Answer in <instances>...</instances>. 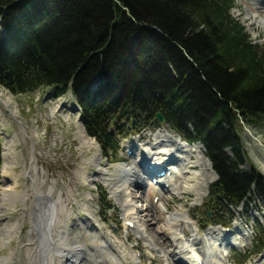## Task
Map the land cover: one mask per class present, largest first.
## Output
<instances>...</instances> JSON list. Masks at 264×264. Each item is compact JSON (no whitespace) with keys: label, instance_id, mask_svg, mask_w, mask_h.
Returning a JSON list of instances; mask_svg holds the SVG:
<instances>
[{"label":"trees","instance_id":"obj_1","mask_svg":"<svg viewBox=\"0 0 264 264\" xmlns=\"http://www.w3.org/2000/svg\"><path fill=\"white\" fill-rule=\"evenodd\" d=\"M232 9L234 0H0V88L71 93L104 159L143 129L166 126L200 143L216 175L208 197L219 216L208 222L205 213L202 229L226 227L230 209L251 195L264 203V178L240 169L238 136L242 122H264V50ZM259 226L256 254L264 252Z\"/></svg>","mask_w":264,"mask_h":264},{"label":"rangeland","instance_id":"obj_2","mask_svg":"<svg viewBox=\"0 0 264 264\" xmlns=\"http://www.w3.org/2000/svg\"><path fill=\"white\" fill-rule=\"evenodd\" d=\"M256 8L258 7L254 1L234 0V9L231 14L242 22L251 38L256 41L261 50H264V26L257 25L250 20V15ZM257 17L263 18L264 16ZM98 83L96 78L91 84L97 85ZM0 91L4 98L11 99L9 109H5L0 102L1 154H3V149L6 152L7 147L12 150L9 154L7 153L6 160L4 161V158L2 160L0 189L6 177L8 180L16 181V189L22 194L21 200L15 203L14 209L7 207L6 211H0L2 220L8 218L10 223L17 220L21 226L16 239L12 241L15 257V250L21 246L19 243L30 228L25 218H28L35 205L33 190L30 188V182L33 180L39 192H45L50 187L59 191L54 200L57 201L59 196L58 204L69 206L72 211L69 219L66 220L64 218L66 209L62 211L61 206L58 205V217L60 221L65 219L66 221H63L68 227L74 222L79 224L78 237L80 242L82 241L81 249L84 248L92 262L94 258L100 257L103 259L102 264H116L117 260L121 264H180L176 260L179 258L184 264H191L186 257L174 249L175 243L172 237L166 239L159 235L160 229L166 223L167 214L177 212L181 217L176 219V223L180 224L181 221L184 232L189 235L183 238L179 229L175 232L181 238L180 246L189 247L196 244L193 247L199 250V254L204 255L206 262L215 263V259H208L214 253L225 255L227 253L229 264H236L235 259L244 255L250 257L246 264H264V252L256 254L253 243L255 232L259 230L258 225L264 232V203L256 194L251 195L238 208L230 209L232 218L227 228L217 226L209 227L203 232L200 230L205 225V213L209 214L208 222L219 219V216L216 217L215 212L210 209L212 203L207 195L208 187L216 180V175L212 168V172L208 171L207 164L204 163L199 151L185 156L194 163L195 167L185 169L184 173L181 171V165L177 169L175 164H170V168L173 169H168V173L172 175L167 178L170 179L171 187L165 184L164 188L158 187L159 190H157L156 186L141 173L138 164L144 154L152 155L153 151L150 150V146L154 142L150 141L148 144L150 140L148 137L155 131L145 129L138 136L127 137L119 143L116 156H110L107 160L103 159V152L94 139L100 150L101 167L111 171L113 178L117 179V174H114V171L112 173V170H109L110 167L113 166L114 170L117 165H123L133 168V171L138 172L139 177L143 176L141 180L145 184L140 187L138 184L125 185L117 181V185L106 188L102 182H95L93 187L89 188L82 178L91 176L93 180L94 176L98 177L97 173L100 169L90 164L97 150L94 149L95 146L85 148L81 145L78 129L81 126L84 130V127L80 120L79 109L76 110L77 106L72 96L67 93L55 98L50 88L16 96L2 88ZM57 106L58 109L55 111ZM122 124L124 125L123 122ZM139 126L136 124V128ZM161 128H165L174 136L177 135L166 126ZM84 133L86 134L85 130ZM238 136L243 145V164L240 169L245 172L253 171L259 177L264 178V122L246 126L242 122ZM165 138L169 140L168 147H171L169 137ZM129 151L131 155L128 154ZM202 153L204 155V147ZM191 174L194 181L187 184L186 177ZM99 189L108 196L111 210L107 211L99 204ZM206 189L207 194L204 195ZM88 191L93 197L86 196ZM134 193L137 196L136 200L133 198ZM128 195L131 198H127ZM128 204L135 212L127 211ZM127 215L132 216V223L125 221ZM224 219L227 220L226 215ZM23 220L24 225H22ZM174 223L173 225H176ZM232 226H236L238 230H232ZM208 230H222L227 234L230 245L225 246L218 240L219 237L211 236ZM103 233L114 239L115 253L102 254L100 252L99 246L104 240ZM169 250H173L176 253L175 256L169 254ZM8 254V251L0 250V257ZM139 257L141 260L138 259ZM9 264H18V261L14 258Z\"/></svg>","mask_w":264,"mask_h":264},{"label":"bare ground","instance_id":"obj_3","mask_svg":"<svg viewBox=\"0 0 264 264\" xmlns=\"http://www.w3.org/2000/svg\"><path fill=\"white\" fill-rule=\"evenodd\" d=\"M251 1H254L255 5L258 8L252 11V15H250V20L252 22L254 21L257 25L264 26V17L263 18L257 17L260 15L264 16V0H251ZM0 102L4 105L5 109H9L8 105L11 103V99L4 98L1 91H0ZM57 109L58 106L55 108V111ZM78 134L80 137V141L82 142L81 144L82 146H85V148L86 147L90 148L91 146H95V148L94 147L93 148L97 150V154L93 156V159H91L90 164H93L96 168H98V170L99 169L100 170L97 173L98 177L94 176L93 180L91 176L82 178L84 179V182L86 183L87 187L89 188L93 187L95 182H102L104 187L106 188H109V186L113 187L117 185L118 184L117 181L125 185L129 183L130 185L138 184L140 187H142V184L143 185L145 184L141 180L142 178L139 177L140 175L138 174V172L133 171L134 170L133 168L131 169L128 166H123V165H117L116 168L114 167V170H113V166L110 167L111 169L109 170H112V173L114 171V174H117L116 175L117 179L113 178L114 175L111 174V171L109 172L108 170L103 169L101 167L102 165L100 164L101 154H99L100 150L95 140L89 138L84 133V130L82 129L81 126H79ZM166 136H168L170 139L171 147H168L169 140L165 138ZM148 138H150V140H148V144H150V141L154 142V144L150 146V150L153 151V153H151L152 155L144 154L142 157L144 160H146V163H148L146 169L148 170L149 168H151L150 169L151 171H149L150 173L148 174H151L152 171L161 172L163 171V169L164 171H166V167L169 170H172L173 168H170V164H175L177 166V169L178 166L181 165L182 166L181 171L184 173L185 169L188 170L190 168L195 167L194 163L191 162V160L189 158H186L185 156L192 155L196 151H199L204 163L206 162L205 164H207L206 166L208 167V171L212 172L209 161L205 158V156L202 153L203 146L201 144L197 143L193 145H188L187 143L182 141L178 135L174 136L171 133H168V131L165 130V128H159L155 130V132L151 134L150 137ZM10 150L11 149L7 147V150L4 153L5 157L7 156V153L8 154L10 153ZM4 172H5V167L3 168V174ZM177 172L180 173L179 171ZM152 174L155 175L154 173ZM171 175L172 173L169 174V176ZM154 178L156 180V183L158 184V186L155 185L157 190H159L158 187L164 186L165 184H168L169 187H171V184L169 182L170 179L167 178L166 173L164 176L155 175ZM186 179L189 182V183L187 182V184H190L191 181H194V177L192 174L186 177ZM2 184L3 186H1L0 189V211L3 210L6 211L7 207L10 209H14L15 203L19 199L21 200L22 198V194L19 193L16 189L17 183L14 179L8 180L6 177H4ZM207 187L208 186L206 184V188ZM30 188L33 190L32 196L34 197L35 205L33 211L29 213L28 218L27 219L25 218L27 223L30 224V228L27 230L26 234L24 233L25 234L24 237L21 236L23 239L19 243L21 246L15 250L16 257L13 255L14 250L12 249V244H13L12 241L16 239L17 232L20 230L21 227L20 223L17 220L10 223L8 218L2 220V217L0 216V250H6L9 253L7 256L0 257V264H9V262H13L14 258H16L18 264H102L101 263L103 262L102 258L100 257L94 258L92 262L91 257L85 253L84 248L81 249L82 241L80 242L78 237L79 224H76V222H74L73 225L68 227V225L63 221L65 219L60 221L57 210L58 205L61 206L62 211L63 209H66V215L64 216L66 220L69 219V214L71 213L72 210L69 209V206H62L61 203L58 204V202L60 201L58 195H57L58 200L57 201L54 200V197H56V194L59 191L55 190L54 187L53 188L50 187L45 192H39L36 189L33 180H31L30 182ZM205 194H207V189L205 190L204 195ZM90 195L91 197H93L92 193L90 194V192L88 191L86 196H90ZM130 195H128L127 198H131ZM159 195L161 196L160 192ZM133 198L134 200H136L135 198H137V196H135V193ZM127 209H128L127 211H134V209H132V207L129 204L127 205ZM144 211L146 212L147 208ZM131 217L132 216L127 215L125 221L132 223L133 218ZM179 217L181 216L177 212H172L167 214L166 223L163 224V228L160 229L159 235H161L163 238L166 239H168V237H172L173 242L175 243L174 249L178 250L180 255L186 257L191 264H229L227 253L226 255L222 253L220 254L214 253L208 259L210 260L215 259L216 260L215 263H208L205 261L204 255L199 254V250L193 247L196 244H192L189 247L180 246L181 238L178 237V235L175 232L179 229L181 236L183 238L189 237V235L186 232H184L181 221L180 224L176 223L177 221L176 219ZM80 223L84 224V222H80ZM173 223L176 225H173ZM22 225H24V220L22 222ZM232 227H233L232 230L233 229L238 230L236 226H232ZM209 234L211 236L214 235L215 238L219 237L218 240L224 243L225 246L229 244L227 240L228 236L222 230L210 231ZM102 236L104 240L101 242L99 246L100 252L102 254L110 253V252L115 253L114 239L104 233ZM169 254L175 256L174 254L176 253H174L173 250H169ZM138 259L141 260V257H139ZM176 260H178L180 264H184V262L181 259L177 258ZM116 264H121V263L117 260Z\"/></svg>","mask_w":264,"mask_h":264},{"label":"water","instance_id":"obj_4","mask_svg":"<svg viewBox=\"0 0 264 264\" xmlns=\"http://www.w3.org/2000/svg\"><path fill=\"white\" fill-rule=\"evenodd\" d=\"M98 81L100 82V79H98ZM98 85H99V83H98L97 85L91 84V85H90V88H91L92 90H94V89L97 88ZM156 117H157V119L159 120V122H161V123L163 122V118L161 117V115H160L159 113L156 114Z\"/></svg>","mask_w":264,"mask_h":264}]
</instances>
